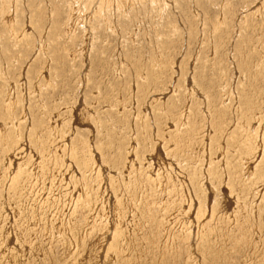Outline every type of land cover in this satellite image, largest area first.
<instances>
[{
  "label": "rangeland",
  "instance_id": "1",
  "mask_svg": "<svg viewBox=\"0 0 264 264\" xmlns=\"http://www.w3.org/2000/svg\"><path fill=\"white\" fill-rule=\"evenodd\" d=\"M0 264H264V0H0Z\"/></svg>",
  "mask_w": 264,
  "mask_h": 264
}]
</instances>
